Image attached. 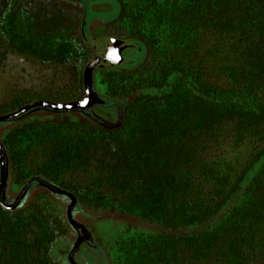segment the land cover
Masks as SVG:
<instances>
[{"label": "trees", "instance_id": "1", "mask_svg": "<svg viewBox=\"0 0 264 264\" xmlns=\"http://www.w3.org/2000/svg\"><path fill=\"white\" fill-rule=\"evenodd\" d=\"M114 1L125 17L146 24L150 42H140L147 56L138 71L106 78L109 95L141 85L155 94L169 79L176 82L162 98L129 105L120 130L97 132L92 146L109 159L98 160L96 171L108 164L113 188L126 199L122 209L171 230L202 226L229 205L214 230L154 238L150 264H264V0ZM42 3L17 0L15 9L31 15ZM15 138L5 141L9 151ZM70 149L61 155L71 157ZM73 155L75 166L94 158L81 144ZM74 172L64 168L56 177ZM61 186L77 196L90 192Z\"/></svg>", "mask_w": 264, "mask_h": 264}, {"label": "rangeland", "instance_id": "2", "mask_svg": "<svg viewBox=\"0 0 264 264\" xmlns=\"http://www.w3.org/2000/svg\"><path fill=\"white\" fill-rule=\"evenodd\" d=\"M42 1L33 14L26 15L15 9L17 0H0V264H119L125 258L137 264L133 260L138 257L139 262L144 259V264H150L154 238L198 236L219 227L229 205L192 229L171 230L149 222L137 211L121 208L126 199L113 188L107 163H103V171H96L98 160L109 159L101 158L105 152L92 146L100 139L97 132L120 130L129 105L140 98H162L176 82V77L169 79L165 87L154 88L155 94H145L151 88L143 85L121 97L106 90V101L111 104L105 107L111 109L105 110L100 109L102 100L91 96L94 82L104 85L108 76L138 71L147 56L140 43L148 41L146 24L133 21L132 15L125 17L114 0ZM98 14L112 21L107 35L126 47L114 65L89 71L96 53L85 29ZM47 26L52 33L44 36ZM96 32L101 34L104 29ZM127 49L136 50L138 56L125 58ZM128 84L131 88L138 83ZM36 94L47 100L30 104ZM71 101L74 104L67 106ZM92 105H96L95 114L87 119ZM79 106L83 115L66 114ZM118 109L123 110L119 121ZM64 124L83 128L73 130ZM15 134L9 151L5 141ZM80 144L94 158L75 166L72 156ZM65 146L71 147L69 158L61 155ZM53 157L58 160L49 168ZM64 158L67 161H62ZM64 168L75 172L57 178V171ZM62 182L90 192L77 196L65 190ZM50 241H55L52 247ZM136 242L140 246L133 251Z\"/></svg>", "mask_w": 264, "mask_h": 264}, {"label": "crops", "instance_id": "3", "mask_svg": "<svg viewBox=\"0 0 264 264\" xmlns=\"http://www.w3.org/2000/svg\"><path fill=\"white\" fill-rule=\"evenodd\" d=\"M95 17H94V20H92L91 22H90V24H88L87 26H86V29H85V34H86V36L90 39V41L91 40H94V39H104V38H109V39H113L111 36H108L107 35V33L108 32H111L110 31V26H111V23H112V21L108 18V17H104V15H94ZM96 17H98V19H95ZM102 18V19H101ZM100 29V28H103L104 29V32L103 33H101V34H97V30L98 29ZM97 29V30H96ZM110 35V34H109ZM125 53L126 54H128L127 55V57H125V58H135L136 56H138V54H137V51L136 50H132V49H127L126 51H125ZM129 59V60H130ZM133 62V61H132ZM82 89H83V86H82ZM92 89H93V93L91 94V96H93V94H95L96 96H97V98H99L100 100H102V103L104 104V106L102 105V107L100 108V109H103V110H105L104 109V107H105V105L106 106H108L109 104H111V103H109V101L107 102L106 100H109V98H108V93H107V88H106V86L105 85H103L102 84V82H94L93 84H92ZM85 90V89H84ZM88 90H89V87H88ZM77 92V91H76ZM76 92L74 91V95L76 94ZM71 95V94H70ZM78 95V94H77ZM77 95H76V97H77ZM57 97L55 96V98L54 99H56ZM108 98V99H107ZM35 99L36 100H32L31 102H30V104H36V102L37 101H39V100H47L46 98H44L43 96H39V94H36V96H35ZM64 99H67V98H64ZM31 100V99H30ZM29 100V101H30ZM40 102V101H39ZM45 102H48V101H45ZM68 103V102H67ZM74 104V102H69L68 104H66L67 106H72L73 104ZM108 104V105H107ZM54 105V104H53ZM93 106H94V108H95V106L96 105H92V107L91 108H89L88 109V111H90V112H92V110H94V108H93ZM110 106V105H109ZM82 109V108H81ZM107 109V108H106ZM66 111H74V112H66V114H68V115H72V114H77V115H83V114H81L82 112H83V109L82 110H80V106L79 107H75V108H71V109H68V110H66ZM76 111V112H75ZM82 111V112H81ZM85 111V110H84ZM120 111V112H119ZM86 113V112H85ZM62 114H64V113H62ZM87 114V113H86ZM85 115V114H84ZM88 118L87 119H90V117H92L93 115L92 114H90V113H88ZM121 115L123 116V110L122 109H118V115H117V120L119 121L120 119H121ZM84 117H87V115H85ZM66 258H68L67 256H66Z\"/></svg>", "mask_w": 264, "mask_h": 264}, {"label": "water", "instance_id": "4", "mask_svg": "<svg viewBox=\"0 0 264 264\" xmlns=\"http://www.w3.org/2000/svg\"><path fill=\"white\" fill-rule=\"evenodd\" d=\"M92 45L96 52V58L89 71L96 67L114 65L119 60L122 50L126 47L125 43L109 38L94 40Z\"/></svg>", "mask_w": 264, "mask_h": 264}, {"label": "flooded vegetation", "instance_id": "5", "mask_svg": "<svg viewBox=\"0 0 264 264\" xmlns=\"http://www.w3.org/2000/svg\"><path fill=\"white\" fill-rule=\"evenodd\" d=\"M94 40H98V39H94ZM94 40H91L90 41V43H91V46H92V48L94 49V47H93V45H92V41H94ZM94 52H95V49H94ZM96 53V52H95ZM51 86H54V83L52 82V85ZM104 109H106V107H104ZM107 109H111V107H108ZM71 112H74V111H71ZM76 112V111H75ZM90 114H95V112L92 110V112H89ZM87 115H88V113H87ZM93 117V116H92Z\"/></svg>", "mask_w": 264, "mask_h": 264}]
</instances>
